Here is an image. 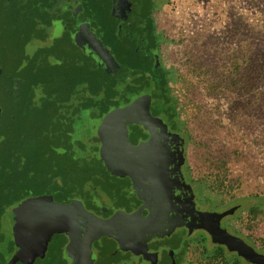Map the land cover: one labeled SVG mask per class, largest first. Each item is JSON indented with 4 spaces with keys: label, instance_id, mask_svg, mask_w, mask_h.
<instances>
[{
    "label": "flooded vegetation",
    "instance_id": "af4514ba",
    "mask_svg": "<svg viewBox=\"0 0 264 264\" xmlns=\"http://www.w3.org/2000/svg\"><path fill=\"white\" fill-rule=\"evenodd\" d=\"M0 1L1 6L6 7L9 21L14 19L19 26L29 28V32L23 34V53L20 54L23 60H15L10 66L6 64L9 53L6 58L0 57V199L5 200L0 231L9 218L10 225H15L21 234L37 238L41 254L33 264H69L70 259L79 264L78 251L71 245L82 237L78 231L89 213L104 220L138 215L148 218L157 212L161 202L163 210L159 211L161 219L157 222L160 233L164 234L161 240L149 247L123 250L117 239H96L93 264L109 262L106 242L114 244L124 257L110 264H126L129 256L142 249L147 251L138 264H145L149 257L157 258L156 264H174L182 246L198 234L219 246L207 231L219 228L212 218L219 210L193 183L189 140L173 119L164 112H157L153 85L146 82L153 78L155 70L163 67L161 37L155 19L156 0ZM85 26L107 47L118 67L135 75L130 85L146 86L144 89L151 96L150 114L155 120L150 126L152 131L129 119L130 98L120 80L110 78L111 85L120 93L118 100H122L116 106L110 105L105 113L96 110L94 99H80L77 91L73 97L64 98V88L68 93L77 82L75 75L80 63L79 59L61 58L64 49L59 42L66 36L72 45L82 50L75 37ZM85 55L98 66L92 55ZM62 59H66L67 66L70 60L75 61L77 67L70 65L65 71ZM11 61L9 58V63ZM95 67L88 68V72L94 74ZM98 69L104 72L99 66ZM49 80L51 87H56L55 99L48 98ZM18 81L23 84V92L18 91L17 86H21ZM31 94L32 99H27L26 103L38 107L39 111L46 113L56 106L54 115H46L54 119L55 124H49L51 131L40 145L33 143L30 147L36 155L23 152V159L18 156L21 147L16 140L9 150L4 144L5 134L15 135L14 121L20 115L12 112L8 115L4 107L21 102L22 95L30 97ZM119 113L123 114L121 119L111 118L112 114ZM103 118L125 135V149L139 153L152 139L154 148L148 151V163L132 171V176L125 160L103 157L107 148L100 152L98 135L105 126ZM94 133H98L97 137H93ZM7 150L8 161L4 156ZM5 189L8 199L3 194ZM225 219L221 223L223 228ZM155 230L150 227V231ZM8 262L20 264L0 257V264Z\"/></svg>",
    "mask_w": 264,
    "mask_h": 264
},
{
    "label": "rangeland",
    "instance_id": "374dc122",
    "mask_svg": "<svg viewBox=\"0 0 264 264\" xmlns=\"http://www.w3.org/2000/svg\"><path fill=\"white\" fill-rule=\"evenodd\" d=\"M157 1L155 19L165 39L162 61L175 71L173 94L179 100L185 129L191 136L189 163L193 183L202 196L213 201L219 212L242 204L241 210L227 217L223 224L229 232L264 253V213L254 215L250 208L259 202L255 196L264 195V80L254 81L248 95L243 88L237 89L238 83L226 87L230 80L225 82V68L230 62L225 58L233 57L234 52L240 57L244 52L249 55L257 43L256 32H264V0ZM26 32L28 27L19 26L14 19L9 21L8 16L0 17V57L6 58L9 53L7 65L13 66L21 58ZM59 46L64 49L61 58L79 59V68L85 71L95 67L84 51L72 45L66 36ZM62 61L65 71L70 65L77 67L73 60L68 66L66 59ZM220 80L226 91L219 89ZM18 85H21L17 86L18 91L23 92V84L18 81ZM26 104L15 101L4 108L8 115L17 114L15 109ZM53 109L49 110L48 117L54 115ZM20 110L27 113L25 109ZM24 111L14 121L15 135L5 134L8 150L16 140L21 147L18 156L23 159V152L36 155L30 147L33 143L40 145L51 131L49 124H55L46 114L41 118L42 112L24 114ZM207 243L206 249L192 242L184 264H205L209 260L207 252L215 249L211 248L210 240ZM106 250L109 260L106 264L124 258L112 243L106 242ZM146 251L135 252L126 264H138ZM156 261L157 258L149 257L145 264H156Z\"/></svg>",
    "mask_w": 264,
    "mask_h": 264
},
{
    "label": "water",
    "instance_id": "95a60500",
    "mask_svg": "<svg viewBox=\"0 0 264 264\" xmlns=\"http://www.w3.org/2000/svg\"><path fill=\"white\" fill-rule=\"evenodd\" d=\"M75 41L85 53L95 58L97 65L104 70L106 75L120 80L127 87L130 98L128 105L129 119L137 125L144 126L147 130L152 131L150 126L155 120L150 114L151 96L144 89L146 86L140 88V85L133 83V85H130L135 75L117 66L113 55L88 26L79 31L75 37ZM116 116L121 119L123 114L119 113L115 116L112 114L111 118L115 119ZM103 119L105 120L103 130H99V135L98 133L92 134H96L93 137L99 136L100 152L102 153L107 148L108 151L104 152L106 154H102L103 157L113 156L118 160H125L128 163L132 176V171L144 168L148 163L146 161L149 155L148 151L154 148L152 139L146 148L139 153L129 148L125 149L126 144L123 142L125 135L121 131L114 129L107 118ZM90 145L96 147L95 144ZM153 174L155 175V172ZM160 205L161 202L157 212H154L155 214L150 215L148 218L138 215L131 218L119 216L111 220H104L89 213L78 231L82 237L79 242L74 240L71 245H74L78 251L77 259L79 260V264H93V243L96 239H104L106 237L117 239L123 250H137L142 247H149L154 242L161 240L164 234L160 233L159 225H157L158 220L161 219L159 217V211L162 209ZM239 207V205L233 206L216 213L212 218L215 219L219 228L217 230L207 229V231L211 234L214 243L225 246L231 252H236L249 263L264 264V253L257 251L241 237L231 234L221 226L222 220L233 216ZM151 226L155 227L156 230L150 231ZM37 243H39L37 238L23 235L15 225L14 227L11 226L10 219L8 218V221H5L0 231V257L11 259L15 263L33 264L36 257L41 254ZM69 264H74L73 260L70 259Z\"/></svg>",
    "mask_w": 264,
    "mask_h": 264
},
{
    "label": "trees",
    "instance_id": "16d2710c",
    "mask_svg": "<svg viewBox=\"0 0 264 264\" xmlns=\"http://www.w3.org/2000/svg\"><path fill=\"white\" fill-rule=\"evenodd\" d=\"M155 11L158 9V1L155 2ZM6 7H2L0 4V17L4 19L6 17L5 13L7 12L5 10ZM161 37V45L162 42L165 40L164 37L160 34ZM257 43H255L254 49L250 52V54H246V52L243 53L242 57L240 55L236 54L234 52L233 57L225 58V60L228 59L229 65L226 67V64L222 66L225 68V71L227 73V77L225 79V82L227 80H230V83L227 84L226 87H233L234 85H240L237 89H242L243 92H245V95H248L249 92H251V85L254 83V81H263L264 80V32L257 31L254 38ZM248 48H246L247 50ZM245 50V51H246ZM238 56V57H236ZM226 62V61H225ZM222 65V64H221ZM96 71H94V74H91L92 72L85 71L83 68L79 69V72L75 77H77V82L72 84L69 92L67 93L64 88V98H70L73 97V94L75 91L79 94L80 99H94L96 102V110L101 109L103 112L108 111V107L111 105H117L120 104L119 98H121L120 93L118 92V89L115 88L113 85H111L110 76L106 75L105 72L101 73L100 69H98V66L96 67ZM115 79V78H113ZM36 80H40V78H36ZM148 85H153V99L156 102L157 105V112L158 113H165L168 115L171 119H173L176 127L188 138V142L190 143L191 136L188 133V131L185 129L186 122L182 119V113L181 109L179 108V100L177 97L173 94V84L176 82L175 80V71L171 68H167L164 63L163 67L160 70H155V73L153 74V78H150L149 80H146ZM152 83V84H151ZM223 88V81H219V89L225 90ZM59 88V87H57ZM60 90V89H59ZM226 91V90H225ZM47 92L50 99H55L56 97V87L53 88L50 85V80L47 83ZM128 93V92H127ZM63 94V93H62ZM129 96V95H128ZM33 94L29 96H23L22 95V101H25L27 99H32ZM58 97V96H57ZM125 99V98H124ZM21 101V102H22ZM31 107V104L21 105L20 109H29ZM47 108H50L48 105ZM56 108V106L54 107ZM19 107L16 108V111L18 114L22 115V112L24 110H20ZM37 109V110H35ZM32 111H39V108L32 106L30 112ZM25 112V111H24ZM27 110V113H30ZM26 112L24 114H27ZM47 115L48 112L44 113L42 112V118ZM100 115V114H97ZM5 141L6 147L8 144ZM4 156L6 160L8 161L9 153L8 151L4 152ZM193 180V178H192ZM5 193L8 199V192L5 189ZM5 197V198H6ZM206 198V197H204ZM259 202L256 204L250 206L251 213L254 215L258 213H264V195L262 196H255ZM214 207V203L210 198H206ZM4 204L5 200L4 198L0 199V215L4 211ZM239 205V209L236 211L234 215L237 214L242 208V204H236L234 206ZM215 208V207H214ZM216 209V208H215ZM3 210V211H2ZM233 215V216H234ZM230 216V217H233ZM200 237L192 238L187 241L186 245H183L178 256L177 260L174 261V264H184L186 254L188 253V250L190 249V245L192 242L201 244L204 248L207 249V242L208 239L204 237L203 235H199ZM254 247V246H253ZM215 248L211 252H207V257L209 260L205 264H253L246 261L243 257L239 256L236 252L229 251L225 246L223 245H213ZM255 248V247H254ZM256 249V248H255ZM257 250V249H256ZM258 251V250H257ZM205 254V253H204Z\"/></svg>",
    "mask_w": 264,
    "mask_h": 264
}]
</instances>
